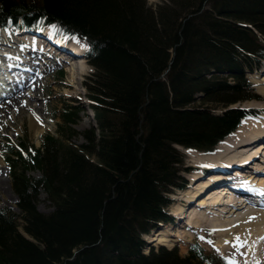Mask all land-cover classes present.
Here are the masks:
<instances>
[{
    "label": "trees",
    "instance_id": "obj_1",
    "mask_svg": "<svg viewBox=\"0 0 264 264\" xmlns=\"http://www.w3.org/2000/svg\"><path fill=\"white\" fill-rule=\"evenodd\" d=\"M9 21L88 39L96 124L76 144L81 108L67 104L58 135L10 150L20 211L0 207V264H218L197 243L145 253L142 236L184 186L175 144L212 151L247 114L232 105L256 97L245 75L264 59V0H0Z\"/></svg>",
    "mask_w": 264,
    "mask_h": 264
},
{
    "label": "rangeland",
    "instance_id": "obj_2",
    "mask_svg": "<svg viewBox=\"0 0 264 264\" xmlns=\"http://www.w3.org/2000/svg\"><path fill=\"white\" fill-rule=\"evenodd\" d=\"M159 1L160 0H149V3L155 5ZM48 28L49 30L53 29L54 31H57V28H53V27H48ZM19 35L20 36H17L15 39L20 41L22 39V36L21 34ZM14 36H16V34ZM32 41L35 40L33 39ZM72 41L73 44L75 43L76 39H72ZM79 57L80 56H74V59L76 60ZM75 60L72 62L73 64L69 66L66 65L63 67V70L60 72V76H58L59 71L57 72L59 67L55 66V69L52 72L42 76V79L38 83H35L33 85L37 88L35 89H33L32 87L28 88L25 91L26 93L25 92L22 93L24 96L22 99L13 100L9 103H6L4 106L0 107V114H1L0 115V157L4 151L3 143H6L8 141L10 142L15 141L17 143H21L24 139H28V140L30 139L31 142L39 146L42 143L43 136L47 132L56 134L58 128L57 125L59 124L58 121H60L63 104L64 106L67 104H72L74 106L83 104L86 107V111H81L80 113L81 118L79 119V122L76 124L77 130L79 131L85 130L86 128L90 127V125L94 122L93 115L90 113V109L88 108L89 105L87 104L86 102L87 99L84 95L85 91L87 92L85 81L89 80V76L93 72V68L87 62L85 63L83 58H79L78 61ZM261 75L262 73L260 74L256 73L254 69L252 73L249 74L250 80L255 84L256 87L255 93L257 95V98H253V99L251 98L236 103V105L244 108L259 110L260 114L246 117L244 118L245 120L247 119L253 120L254 119L253 117H258L263 113L264 93L260 92V88L262 86V84L260 83ZM66 82H71L72 86L71 87L67 86ZM25 94L33 95L34 104H36V107L34 108L31 107V103H28ZM34 116L38 118V121L40 123V124L38 123L36 126H33L32 124V121L33 123L36 121L34 120ZM75 139L78 143H81L84 140V136L79 135ZM221 148L222 149L224 148L223 144H221ZM182 149L186 150V151L183 150V152L185 157V166L187 167H189L190 165H203L206 163L208 165H211L210 167H212V165H216L219 162L226 160L227 158H231V155L235 156L233 157V159L238 158L240 161H243V159L241 160L242 156H240L243 154L238 153L237 155H234L236 154L237 151L230 152L227 146H225V150L223 153H220L221 149L219 145L215 153H211L208 155L202 154L199 151L197 152L196 150L193 149H188L184 147H182ZM219 149L220 151H218ZM227 150L229 154H227ZM209 161H211V163H208ZM253 172L254 175L257 176L260 175V174H255V171ZM29 173L31 175H36V176L40 175L37 169H32L30 170ZM195 173L196 172L192 170L183 172V174L186 176V179L188 180H191V178L194 176ZM0 174L3 180L2 187H0V206H10L12 207V209L16 210L17 196L12 187L10 168L3 159L0 160ZM219 174L220 176H222L225 173H219ZM202 177L203 176H201L200 178ZM196 179L197 178H195L193 181H195ZM219 187H223V185ZM189 188L191 187L189 186ZM183 193L185 192L184 191L178 192L177 199L170 206L169 210L173 212H179L185 210L183 212H180L179 214V219H181L182 217L184 218H182V221H179L178 217H176L173 222L163 224L162 228L160 229V231L163 233L162 235L167 236L171 240V241L169 240L171 244L170 246H173V244L174 245L178 244L180 248V252L184 254L187 252L189 244H191L193 241L198 240L211 252H217L220 255L225 254V256H227L230 259L232 258L237 259L235 260L237 264H250L247 263V261L245 260L244 253L241 252L240 248L237 249L236 247H234L233 243H226V241H229L230 239L231 240L229 242H234L235 237L238 236V233L236 231L229 232L228 235H226L222 233V231H219L218 229L212 230L210 227L211 226L210 223H203L201 227L199 228L194 227L192 229L182 226L183 223L185 224L186 222L185 217H187V219L190 218L191 215H189V212L192 209V207L196 206L195 203H197V201L193 200V198L199 195V194L196 195L194 194L193 196H191L190 197L192 198L191 201L190 199H186V195ZM179 196H181L180 197L181 199L183 198V201L179 199ZM224 203L226 204V202ZM224 203H220L223 204L221 206V209L225 207ZM37 206L39 210L42 212H49L50 210L53 209L52 204L48 200L47 195L43 190H41V192L39 193ZM246 207L247 206L242 207V210L240 211H244ZM187 209L188 211H186ZM216 211H217L216 213H219L217 209ZM228 211L230 212V209ZM184 212L187 213L186 216ZM211 213L213 214L214 212ZM181 215L182 217H180ZM221 216L223 219L234 218V215H230V214L221 215ZM20 221L22 224L23 223L22 219H20ZM263 225L261 228L264 230ZM159 227L160 226L156 227L153 230H158ZM170 231H173L174 234H169ZM153 234L154 233H152L151 235L153 236ZM150 237L148 238L151 239ZM209 241H212L213 243H209ZM157 242L159 241L154 239V241H152V244H158ZM255 246L256 243H254L252 246L253 250H256ZM148 247L149 246H146L145 250H148L149 249ZM260 250L261 248H259L256 251H253L256 257H258V254L262 253L260 252ZM236 254L239 255V257ZM252 259L255 260L254 257Z\"/></svg>",
    "mask_w": 264,
    "mask_h": 264
},
{
    "label": "bare ground",
    "instance_id": "obj_3",
    "mask_svg": "<svg viewBox=\"0 0 264 264\" xmlns=\"http://www.w3.org/2000/svg\"><path fill=\"white\" fill-rule=\"evenodd\" d=\"M31 43H33L34 46H37V41H32ZM75 43H78L77 40L75 41ZM62 53H64L63 50H62ZM71 54H73V52L69 53V55ZM1 58L2 57L0 56V59ZM69 58L74 59V57H69ZM0 68H3V65H1ZM7 74L11 76L10 73L7 72ZM260 79H261L260 83L262 84L260 88V92L264 93V75L263 76L261 75ZM3 80L4 78L0 73V84L1 85H3L4 83ZM28 84H29V81L26 83V85ZM66 85L71 87L72 83L66 82ZM13 96H15L14 97L15 99L13 100L22 99L24 97L21 92H19L18 94L14 93ZM25 97L27 98L28 103H31L32 108L36 107V104H34V98L32 94H28V95L25 94ZM253 118H254L253 120L244 119L241 122V124L234 131H232L222 142L224 146H227L230 152L237 151L236 154L234 155H237L238 153L242 152L243 155H241L242 156L241 160L243 159L244 162H246L250 156L254 155L261 148L264 149L263 147L264 141L260 142L258 144L259 146L258 145L252 146L251 143H248L251 140H253L256 136H259V135L264 136V110L261 115H259L258 117H253ZM34 120L36 121L34 123L32 121V124L33 126H36L39 123L38 118L34 116ZM239 146H241L240 152L236 150ZM228 150H227V154H229ZM233 157L235 156L231 155V158H227L226 160H223L219 162L218 164H223L225 166H228L230 162L235 161ZM250 161L254 163L256 162L252 160ZM255 164L259 165V162H256ZM255 164H251L249 167L243 168L244 172H240L238 174L244 175L245 172H247L248 174H247L246 181L251 182L250 183L251 186L255 184L257 187H259L260 188L259 191L256 192V188H253L254 191L247 190L248 187H246V184H244L241 188H237L234 185H232L231 183L234 182V180L232 179L234 178L235 174L231 175V177H228L226 180H225L226 177L223 176L221 179H219L221 182L225 180L223 187H214L211 190V192H208L209 194H207V196L199 198L198 199L199 201L196 204V206L192 207V209L190 210L189 215H191V217L188 218L187 220L188 222H191V224H194V225H199L201 223H210L213 228H216L219 231H222V233L226 235H228L229 232L236 231L241 241L246 242L243 247H238V248L236 247V248L237 249L240 248L241 252L244 253V256H245L244 258L247 261V263L253 264V262L255 261L254 264H258V262L259 264H264V247H263L264 239H261V237H264V230L261 228L264 223V210L251 207L252 206L251 204L257 203L254 201L255 200L254 196L257 195L258 193L264 192V176L254 175V172L251 171L252 169H250V168L256 167L258 169L263 170L264 172V166L263 165L256 166ZM218 177H221L219 173L218 174L214 173L211 176L212 179L218 178ZM206 182L207 180L201 179V180L196 181V185L194 187L187 188L184 193L186 195V199L191 200L192 199L190 198L191 196H193L194 194L195 195L200 194L201 189L202 187H204ZM2 183H3V180L0 174V187H2ZM211 183L212 182H208L207 184L210 185ZM225 195L228 196L227 200H225L223 197ZM224 202H226V204H225V207L221 209L222 212L216 213L217 211L215 210L220 209L219 208V206L221 205L220 203H224ZM198 206H201L203 208L199 209L197 208ZM244 206H247L246 210L239 211ZM229 209L230 211H232L231 214L228 211ZM183 211H180V212H183ZM186 211H188V209ZM211 212H214V213L212 214ZM228 213L230 215H234V218L233 219L231 218L223 219L221 215H226ZM184 214L185 216L187 215L186 212H184ZM180 217H182V215ZM250 217H254V219H249ZM214 219H220V220L216 221ZM162 234H163L162 232L159 233L157 237L155 234H153L152 240L154 241V239H156L160 243H163V244L165 242H168L170 239L167 236L162 235ZM254 243H256V246H255L256 250L261 248L260 252L262 253L258 254V257H256L253 252V251H256V250H253L252 248ZM253 257L255 258V260L252 259Z\"/></svg>",
    "mask_w": 264,
    "mask_h": 264
},
{
    "label": "snow or ice",
    "instance_id": "obj_4",
    "mask_svg": "<svg viewBox=\"0 0 264 264\" xmlns=\"http://www.w3.org/2000/svg\"><path fill=\"white\" fill-rule=\"evenodd\" d=\"M52 27L55 28L56 26L53 25ZM57 31L62 32L63 30L62 29H57ZM69 38L76 39L77 42H79L78 38H76V37H69ZM189 151H191V150H189ZM249 219H254V217H250ZM261 239H264V237H261ZM209 243H213V242L209 241ZM226 243H233V246L238 248V247H243L246 242L245 241H241L240 237L237 236V237H235L234 242L226 241ZM226 264H237V262L235 261L234 258H232V259H227L226 258ZM258 264H259V262H258Z\"/></svg>",
    "mask_w": 264,
    "mask_h": 264
},
{
    "label": "water",
    "instance_id": "obj_5",
    "mask_svg": "<svg viewBox=\"0 0 264 264\" xmlns=\"http://www.w3.org/2000/svg\"><path fill=\"white\" fill-rule=\"evenodd\" d=\"M67 260V259H66Z\"/></svg>",
    "mask_w": 264,
    "mask_h": 264
}]
</instances>
